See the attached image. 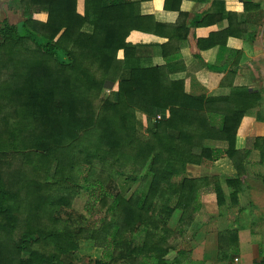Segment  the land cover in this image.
Listing matches in <instances>:
<instances>
[{
  "label": "trees",
  "instance_id": "1",
  "mask_svg": "<svg viewBox=\"0 0 264 264\" xmlns=\"http://www.w3.org/2000/svg\"><path fill=\"white\" fill-rule=\"evenodd\" d=\"M11 1L22 18L0 22V264H77L81 241L101 250L89 264H187L205 190L225 205L219 184L187 170L224 157L237 168L244 112L217 113L222 99L186 95L165 67L124 73L129 33L164 28L138 2L84 0L80 15L77 0ZM171 1L164 9L179 11ZM206 139L229 146L209 149ZM119 180L135 185L128 197L107 188ZM225 183L233 205L237 177ZM85 194L90 217L75 226L61 209ZM232 248L218 255L231 260Z\"/></svg>",
  "mask_w": 264,
  "mask_h": 264
},
{
  "label": "crops",
  "instance_id": "2",
  "mask_svg": "<svg viewBox=\"0 0 264 264\" xmlns=\"http://www.w3.org/2000/svg\"><path fill=\"white\" fill-rule=\"evenodd\" d=\"M131 1L138 2L140 16L154 19L151 27L164 28L158 33H129L126 42L135 48V54L125 74L130 68L165 67L170 81H180L186 95L202 102L222 99V104L213 106L217 113L244 112L235 137V150L240 153L237 168L224 157L215 162L204 160L187 170L190 177L209 178L211 185L219 184L225 196V205L219 210L215 194L210 188L205 190L198 215V220L202 216L201 230L190 229L186 238L191 264H263L264 0H181L179 11L165 10L164 0ZM83 2L77 0L80 15ZM4 5L13 8L17 4L0 0V22L11 24ZM45 17L40 16L41 20ZM117 57L122 59L123 52ZM116 90L117 85L113 87ZM136 115H141L146 128V117ZM203 146L224 151L229 145L206 139ZM233 177H237V203L231 205V188L225 182ZM219 246L236 247L237 253L231 260H222Z\"/></svg>",
  "mask_w": 264,
  "mask_h": 264
},
{
  "label": "rangeland",
  "instance_id": "3",
  "mask_svg": "<svg viewBox=\"0 0 264 264\" xmlns=\"http://www.w3.org/2000/svg\"><path fill=\"white\" fill-rule=\"evenodd\" d=\"M4 9H5L6 13H7L6 15L8 16L9 20L12 22V23L10 22L11 25L17 24L18 20L22 18L21 17V11L16 6L13 7V8L12 7L7 8L4 5ZM103 92L104 93H102V95L108 96L109 90H104ZM139 118L141 119V123L139 121V124H138ZM136 119H137V130L143 131V128H145L143 126V124H144L143 118L141 117V115H136ZM157 119H160V117H157ZM145 126H146V124H145ZM13 163H17L18 164V162H13ZM13 166L16 167L17 165L13 164ZM18 168H19V166H18ZM10 171L13 174L12 170H10ZM84 175L85 174H83L82 176H84ZM134 187H135L134 184L131 185L130 183H126L123 180H119L118 182L113 184V186H110V185L107 186V188L110 189L111 193H113V194L114 193H120V194H122L123 196H126V197H128L130 195V193L133 191ZM89 198L91 200V198H92L91 195L89 196L88 194H85L84 196H81V198L76 199L74 201L73 205H72V209L71 210H67L65 208L61 209V213H60L61 216L63 218H65V219H67L70 216L69 217L70 218V222L72 224H74L75 226L84 225L86 223L88 217H90V214L87 213V211H86L87 210V204H86L87 202H85V200L87 201ZM202 209L203 208L200 209L201 213H202ZM70 211H73L74 213L71 214ZM198 217L199 216L195 217V219L198 220ZM201 217L198 220L199 223L197 222L196 224L195 223L192 224V226L190 228L191 231H193V230L195 231L197 228L201 230V226H202ZM187 237H189V232L185 236V241H186ZM236 250L234 249V251H236ZM100 254H101V250L100 249L94 247L91 243H86L84 241H81L80 242V250H79V252H78V254L76 256L79 259H77L76 263L77 264H89V260L99 257ZM169 257L172 259V254ZM187 264H191L190 260H187Z\"/></svg>",
  "mask_w": 264,
  "mask_h": 264
},
{
  "label": "clouds",
  "instance_id": "4",
  "mask_svg": "<svg viewBox=\"0 0 264 264\" xmlns=\"http://www.w3.org/2000/svg\"><path fill=\"white\" fill-rule=\"evenodd\" d=\"M238 10L242 11V10H243V6L240 5V6L238 7Z\"/></svg>",
  "mask_w": 264,
  "mask_h": 264
}]
</instances>
